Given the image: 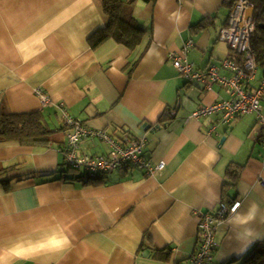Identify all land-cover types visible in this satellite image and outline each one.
<instances>
[{
    "label": "crops",
    "instance_id": "crops-1",
    "mask_svg": "<svg viewBox=\"0 0 264 264\" xmlns=\"http://www.w3.org/2000/svg\"><path fill=\"white\" fill-rule=\"evenodd\" d=\"M230 13L225 0L141 1L134 12L146 32L141 45L108 40L92 48L90 38L107 24L101 0H0V107L42 113L56 132L49 145L0 142V264H189L201 216L235 201L238 212L216 229L213 264H264L257 116L231 125L218 115L191 118L232 96L210 78L189 82L168 58L192 41L187 58L197 69L226 59L242 65L220 39ZM262 81L259 64L248 88ZM61 103L91 130L146 138L145 158L164 169L92 177L69 170ZM108 150L89 137L78 155Z\"/></svg>",
    "mask_w": 264,
    "mask_h": 264
},
{
    "label": "built area",
    "instance_id": "built-area-1",
    "mask_svg": "<svg viewBox=\"0 0 264 264\" xmlns=\"http://www.w3.org/2000/svg\"><path fill=\"white\" fill-rule=\"evenodd\" d=\"M256 31L253 6L249 0H237L231 10L227 25L220 32V39L228 44L231 50L242 59L238 65L233 59H226L221 67L210 66L202 71L191 63L187 54L194 47L192 41L187 42L182 52H170L169 60L178 72L189 82L199 81L218 83L228 89L232 98L211 106H200L191 116L194 119L218 115L220 123L231 125L242 116L256 114L257 125L262 130L264 151V81L258 87L249 89L248 85L258 72V63L251 47V40ZM221 70L232 73L230 77L221 75ZM210 89V84L206 86ZM37 95L44 105L51 104V99L43 90H37ZM62 121L67 128L68 151L66 163L75 170H85L90 176L105 175L117 170L126 171L132 167L145 171L148 175L163 170L165 164H154L145 158L146 138H132L124 135L116 138L106 131H95L75 120L65 104L58 106ZM175 111L172 112V116ZM216 127H213L214 132ZM94 137L100 139L109 147L105 156H79L78 149L83 139ZM240 201L231 204L221 202L215 213H205L199 221L198 250L190 259L189 264H213L214 252L218 245L215 242V232L221 222L235 215L241 207Z\"/></svg>",
    "mask_w": 264,
    "mask_h": 264
},
{
    "label": "trees",
    "instance_id": "trees-1",
    "mask_svg": "<svg viewBox=\"0 0 264 264\" xmlns=\"http://www.w3.org/2000/svg\"><path fill=\"white\" fill-rule=\"evenodd\" d=\"M102 9L107 17L105 27L96 31L89 42L97 48L108 40L122 44L130 49L141 45L145 30L135 17V6L138 2L151 3L154 0H101ZM230 2L231 10L237 0ZM253 6L256 31L251 40V47L256 61L264 64V0H249ZM172 116V112L170 114ZM56 133L42 113L13 114L0 107V142L15 141L22 145H49L51 136ZM69 170L73 168L67 165ZM236 168L232 166L231 169Z\"/></svg>",
    "mask_w": 264,
    "mask_h": 264
},
{
    "label": "rangeland",
    "instance_id": "rangeland-1",
    "mask_svg": "<svg viewBox=\"0 0 264 264\" xmlns=\"http://www.w3.org/2000/svg\"><path fill=\"white\" fill-rule=\"evenodd\" d=\"M80 172H82V171H80Z\"/></svg>",
    "mask_w": 264,
    "mask_h": 264
}]
</instances>
